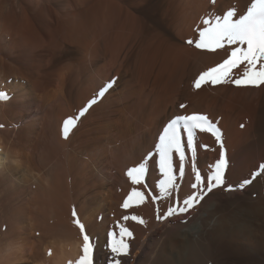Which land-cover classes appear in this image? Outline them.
Instances as JSON below:
<instances>
[{
  "label": "bare ground",
  "instance_id": "6f19581e",
  "mask_svg": "<svg viewBox=\"0 0 264 264\" xmlns=\"http://www.w3.org/2000/svg\"><path fill=\"white\" fill-rule=\"evenodd\" d=\"M14 1L19 6L22 5V0ZM147 1L74 0V3L71 4V10L64 15L62 21L59 22L60 24L57 23L53 28L49 27L52 32V45L57 46L58 43L60 45V42L63 41L71 46V63H69L71 64V72L75 71V75L72 74L69 80L70 87L67 91H64L63 87L64 72L62 74L58 72L57 77L52 80L61 91L59 94H55L53 98L49 97L46 102L49 111L47 114L55 113L58 125L57 133L55 132L56 136L53 132L50 134V138L57 139L58 145L65 148L67 146L65 143L70 139L63 140V122L69 117L78 116L80 111L93 100L99 102L94 106L91 103V107H87V111L77 121L76 127L71 129L69 133V137L71 134V147L69 146L71 151L67 155V161L71 164H69L71 169H68L70 171L74 169L73 177H71L74 186L72 198L70 195L72 191L67 190L72 184L69 183L70 186L65 184V186L63 185L65 182L61 184L62 178L56 179L60 176H56V174L61 171L66 174L67 169L54 173L59 169L57 166L59 167V164H62L66 157L65 154H59L61 150L58 149L60 147L53 145L56 142H50L51 139L45 137L53 144L42 142L40 145L43 144L44 147L41 146V150H52V153L50 152L47 154L48 156L44 157L42 151V158L38 156L37 162L34 158V151H37L39 146L32 142V144L25 142V147H22L20 146L22 143L16 145L18 141L13 143L15 139L10 141L9 135H11L10 130L12 128L10 129L8 123L16 122V118H22L25 113H21L22 109L18 115L16 113L13 115L11 104L17 102V99L7 100L6 96L8 93L21 91L22 84L28 76L27 71L31 75L34 72L31 73L28 69L26 70L27 65L22 60L17 59L12 63L8 60L10 58L8 56L12 53L19 54L20 52L17 49L21 47L25 38L24 18L22 22L21 18L15 15L16 13L0 16V55L2 56H0V175L2 174L0 178L3 179H0V182L1 180L4 184L9 182L11 175L24 186L28 185L27 188L31 192L33 189L35 191V193L30 192L33 194L31 197L29 196L31 194L27 195L29 199L27 198L25 202H20L21 200L9 202L11 200L7 201L6 197L2 201L0 200V250H3L2 246L5 247L6 245L8 246L7 249L12 244L17 246L14 248L17 249L16 252L14 249L13 252H7L12 253L15 261L19 260L22 263L23 260L24 263L22 264L27 262L30 264L35 262H37L36 264H77L83 255V235L85 234L80 231L79 226L75 223L79 219L85 227L86 234H90L93 264H114L111 259L113 254L110 252V245L113 243L114 237L113 235L106 236L108 225L100 223L102 220L103 222L108 220L105 213L107 211L112 216L110 221L117 225L115 226L117 230L127 228L135 233L134 235L137 234L138 241H142L148 236L147 242L145 245L143 244L142 254L137 264H264V194L262 193L264 190V170L262 171L261 166H257L258 161L264 159V137L263 141L260 139L262 143L252 157H248L247 153L243 151L244 154L238 157V161L231 162L229 165L225 175V185L220 188V191L229 192L227 193L228 201L221 204L216 201L217 197H215L216 199L213 198L215 194L212 193L205 202L194 204V207L188 210L191 213L189 217L184 215L185 213H179V208L184 207V196L186 197V193H189L186 190V184L177 189L179 190L178 194L177 190L173 191L176 192V197L170 196L173 202H155V204L148 201L138 202L135 206L129 205L125 208L119 201L122 199L120 198L122 193L120 190L117 193L121 187L120 183L122 184L123 181H120L119 176L113 175L112 177L110 174L112 181L109 180L111 183L108 184V191L104 189L105 193H102L98 190L103 195L105 194L104 196L100 194L103 198L107 196L105 199L102 198L105 200V205H98L101 209L94 207L95 202L88 201V195L87 197L82 196V194H86L85 191L88 188L91 190V188L98 186L100 189L107 184L105 181L100 182V180L93 178L95 167L101 166L102 168L108 162V167L110 165L115 172L121 171L119 168L122 163L120 157L126 155L125 153L129 148L134 147L133 144L136 140L139 142L141 137L133 140L137 134L141 133L140 135L143 137L141 138L143 139V141L141 140L142 144L139 143L140 147L147 148L145 150L147 151L154 147L157 132H163L168 120L175 119L177 116L201 115L202 112L207 113L208 111L219 112L223 108L217 96L224 91V86L217 87L214 95L205 91L204 87H209L208 82L207 85L204 83L205 86L201 85L200 88L195 87V81L200 74L221 64L230 56L234 47L227 43H225L224 48H217L215 51L195 47V42L199 39V31L209 26L204 23L205 20L202 17L207 4L202 0H157L158 2H152V4L151 1ZM233 1L235 0H218L222 9L220 12H225L230 8ZM246 1L249 2V0ZM253 1L255 2V0ZM0 2L2 1L0 0ZM0 6L1 12L3 6L1 4ZM14 12L16 11L14 10ZM188 40H192L193 44L189 45ZM242 47H246V45ZM101 59L103 60L102 65L96 67V62ZM262 64L264 61L257 63V70L261 68ZM244 69H246V65L240 64L233 68L229 74ZM12 79L14 80L13 83H11ZM110 81H115V84L113 88L106 89V85ZM78 82H81L82 86L78 89L80 95L77 96L73 93V86L79 84ZM119 85L123 87V91L121 90L119 96L116 97L118 98L117 102H122L119 118L111 119L107 123L98 121L100 117L98 119L95 115L104 112L102 111L104 106L108 108L115 105L111 98ZM182 86L186 87L182 89ZM102 91L104 96L100 95ZM70 97L71 107L69 106V109L65 110L63 106L69 104L68 99ZM177 101L182 102L183 107L176 111H168L167 105L170 104L174 108L173 104ZM42 104H44L43 101L40 105ZM261 105L264 106V104ZM23 106L22 104L19 105V107L24 108ZM260 111H263V108ZM227 112H222L225 116L224 119L227 118ZM231 112L234 110L231 109ZM161 115L163 118L159 119ZM96 120L98 125L90 132L96 130L97 135H94L95 138H87L83 135L85 128ZM261 120H263L262 117ZM209 121L211 122V120ZM219 123L221 122L219 121ZM261 129L264 133V124ZM75 130L76 133H74ZM57 134L60 135L59 138ZM194 134L202 137L203 134L205 136L206 131L200 132L197 129ZM81 135L86 138H80ZM87 142L90 143L87 144ZM65 150L68 151V149ZM251 150L248 149L247 151ZM12 154L15 155L16 161L12 157L10 159L9 156ZM81 156L86 161L80 160L79 157ZM18 158H20L19 161ZM104 162L106 163L104 164ZM48 166L52 171L48 169L46 174L44 169ZM55 168L57 169L55 170ZM98 169L99 171L102 170ZM260 171H262L261 174ZM53 173L56 177L52 178ZM67 179L70 182L69 178ZM245 180L252 181L250 189L258 194L255 199L247 197L245 194V188L249 185L241 184ZM0 187H3V184ZM5 190L0 189V195L6 193ZM26 192L28 193V191ZM191 192L193 193V191ZM13 193L17 196V192L14 191ZM8 195L11 196L10 193ZM129 195L131 197V194ZM90 196L89 200H95L96 195ZM81 197L84 198L81 199ZM109 197L115 202L109 200L106 202ZM174 197L177 198V201L173 199ZM2 198L4 197L1 196L0 199ZM12 198L14 199V197ZM170 206L176 208V214L166 217L164 214ZM73 212L76 213L75 216ZM133 216L137 217V220H133ZM122 217L124 219L127 217L126 221ZM24 219H26V224L23 223ZM98 224L100 225L98 226ZM109 233L111 234V232ZM132 237L130 238L132 239ZM46 238L49 240L46 241ZM127 238L124 237L125 242L129 243V255L116 257V259L121 260V264H130L137 249V245L132 244L133 240L130 241ZM106 240H108V244L105 242ZM105 244L107 245L104 246ZM219 256L220 258L225 256L229 261H225L224 258L222 262L213 261L217 260ZM2 258L4 259V257ZM9 258L7 260H11V257ZM2 261L4 260H0V262ZM2 263L4 264V262Z\"/></svg>",
  "mask_w": 264,
  "mask_h": 264
},
{
  "label": "rangeland",
  "instance_id": "374dc122",
  "mask_svg": "<svg viewBox=\"0 0 264 264\" xmlns=\"http://www.w3.org/2000/svg\"><path fill=\"white\" fill-rule=\"evenodd\" d=\"M1 1L2 2H0V4L3 6V11L0 12V16H2V15L5 16L6 14L9 15L11 13H13V14L16 13L15 15L20 17L21 21L24 18V20H23L24 22L23 21L22 22H23V29H24L25 38H24V41H23V44L21 45V47L19 49H17L20 52H19V54L12 53L10 56H8V58L10 57L8 60H9V62L11 61V63H12V61H15L17 59L18 60H22V62H24L27 65V67H29V68L26 67V70L28 69L31 73H32V71L34 72V74L31 75L27 71V74H28V76L26 77L27 81L25 80L24 83L22 84L23 88H22L21 91H18V92L14 91V92L8 93L7 96H6L7 100L13 99V98H15V100L17 99L16 100L17 102H13L12 103L14 106L11 104V106H12V114L13 115H15V113L18 115V113H20L22 109L23 110H22L21 113H23V114L25 113L22 118L21 117H17L16 118L17 119L16 120L17 123L13 122V121L11 123L10 122L8 123L9 126H10V129L12 128L10 130V132H11L10 134L11 135H9V138H10V141H13V139H15L13 141V143H15V141H18V142H16V145L19 144V143L24 144V145H22V144L20 145L19 144L22 147L23 146L25 147V142H27V144L32 142V143H34V145L39 146V147H37V151L36 150H35L36 152L34 151V158L36 159L35 161H37L38 160L37 157L38 156L41 157L43 153L45 155L44 157H46V155L48 153H50V152L52 153V150H49V151L48 150L45 151L43 149L41 150V146L43 148L44 145L43 144L40 145V144L42 142L44 144L49 142L48 138L51 139L50 138V136H51L50 134L53 133V132H54V134H55V132L57 133V129H58V125L56 123V118H55V113L47 114V112H49V111H48V109L46 107V104H47L46 102L48 101V98L49 97L53 98L55 96V94H59L60 91H61L59 88L56 87V85L54 84L55 82H53L52 80H54V77H57L58 72H60V74H62V72H64V78H63L64 86L63 87L65 89L64 91H67V89H69V87H70L69 80L71 79L72 74L75 75V71L71 72V64H70L71 63V46L69 44H65L61 40H59V41H61L60 45H59V43H58L57 46L52 45V40H51L52 39V37H51V33L52 32H51V30H49V27L53 28V27H55L57 25V23L60 24L59 22L62 21L64 15H66V13H68L71 10V4L74 3V0H22V5L21 6H19L17 4V2H15L14 0H10V1L9 0H6V1L1 0ZM148 1H151V4H152V2L156 3L159 0L158 1L157 0H155V1L154 0L153 1L152 0H148ZM252 1L249 0V2H248L246 0H241V1L240 0H235V1H233L231 3L230 8H228L225 12L224 11L220 12L222 9L220 8L221 4L218 2V0H202V2L207 4V7L203 11L204 12L203 13L204 16L202 15V17L204 18V20H211L214 23L215 21H213V20H216L217 17H221L222 18L223 15H226L228 11H234V12H236L237 18H238L240 14H246L247 8L251 7V4L254 3V1L253 2ZM18 8H20L21 10L18 9ZM14 10L16 12H14ZM19 13H20V15H19ZM26 40H27V42H26ZM0 44H1V42H0ZM53 46H54V48H53ZM205 50H207V49H205ZM8 60H5V61L7 62ZM33 61H35V62H33ZM102 63H103L102 59L98 60V62H96V67H100L102 65ZM86 65H87V63H86ZM242 65H246L247 66L246 62L242 63ZM38 71H40V72H38ZM52 71L54 72V74H53ZM241 71H240L241 73L240 72H235L236 74L235 73L229 74L225 78L224 82H222V83L212 84L210 81L208 82L209 84L206 83V85L208 84L209 87L208 88L204 87L205 91L208 92L209 94H213V95H214L215 89L217 87H220V86H222V87L224 86L225 87L224 91H222L221 94L219 96H217V97H218V99L220 101V104H222L223 108L225 106L226 107L228 106L227 109H226V107H225V109H223L220 106L222 109H220L221 111H219V112L218 111H213V113H212V111H208L207 113L206 112H202L203 114L201 113V116H206V117H208V119L210 118L209 120H211V123H212L213 127L219 129V134L221 136V139L217 140V138H215L216 136L213 135L212 131H210V130H209L208 133L206 131V134H205L206 137L203 134L204 138H203V136L201 137L200 135L194 134L193 147L191 149H187L186 148L185 160H184V174H183L182 177L180 176L179 170H178L179 169V157H178L177 154H175V153L173 154V158H172V160H173L172 174H173V177H174L175 186L174 187L171 186V185L169 186L170 192L163 193L162 190H161V181L166 180L167 177L163 173L160 172L159 166H158V164H159V156H158V153H157V150H156V147H155V145L158 143L159 135L161 133L160 131H158L157 132L158 135H156V137L154 139V142H155L154 147L152 149L147 150V151H145L147 148L145 149V148H143V146L140 147V145H139V143H141L143 141V139H141V138H143L140 135L141 133L137 134L136 137L133 138V140H136L138 137H141V138H139V142H137V140L135 141V143L133 144V146H134L133 148H129V150L126 151V153H125L126 155H122L120 157L121 162H122L121 166L119 167L120 170H121L120 171L121 173L118 172L119 173L118 174L117 172H115L111 168L110 165L108 167V162L107 163L104 162V164L106 163V166H102V168H101V166L100 167H95L93 169V175H94L93 178L94 179L96 178V179L100 180V182L101 181H103V182L105 181V183L107 182V184H105V186L103 188H100V189H99L98 186L94 187L95 189L90 187L91 190L92 189L93 190L91 191L88 188L87 191H85L86 194L85 195L82 194V196L87 197V195H88V198H87L88 201L89 202H95L93 205H94V207L96 209H97L98 205H105V203H104L105 200H103V199L107 198V196H105V198H103L101 195H103L102 193H105V191H108V188H109V185H110L109 183H111L110 181H112L113 175H116V176H119L120 181L121 180L123 181L122 184L120 183L121 187H119V189L117 190V193L119 192V190L122 193V194H120L122 196L120 198H122V199L119 198L120 199L119 201H121L122 207H124L125 202H127V203L129 202L128 204L130 206H132V205L135 206L136 204H138V202H147V201L151 202V203H154V204H155V202H173V201H171V198H170V196H175L176 197V195H175L176 192L174 193L173 191H176L177 189L181 188L182 186H184V184H186L185 185L187 187L186 190H187V192H189L188 194L186 193V197L184 196L185 199L188 198L189 196L195 194L196 192L199 195L200 189H201L200 187H202L203 190L205 192H207V177L214 173L215 164L221 158L222 154H223L224 159L226 161V167L224 169V175H226V173H227V171L229 169L228 167L231 164V162H234V163L237 162L238 161V157L244 154L243 151L245 153H247L248 157H252L253 154L255 153V150L258 149V146L262 143L261 140L263 141V137H264V135H263L264 133H263V131L261 129L263 124H264L263 123L264 122V118H263L264 117L263 116L264 115V106L261 105V104H264V84H262L260 86H251V85H243V84L242 85H237V84L233 83L234 79L243 78V76H244L243 75V73H244L243 71H245V69L241 70ZM36 73H37V75H36ZM29 75H31L32 77L29 76ZM54 75H56V76H54ZM28 78H29V80H28ZM13 82H14V80L12 79L11 83H13ZM78 83L79 84H77L76 86H73V89H74L73 93L75 95H77V96L80 95V92H78V89H80L81 86H82L81 82H78ZM202 85L205 86L204 83H202ZM63 87L61 86V88H63ZM183 87H186V86H182L181 88L183 89ZM182 89H180V90H182ZM121 90L123 91V87L121 85H119L117 87V90H115L113 92V94H112L111 100L114 101L115 105H113L112 107H108V108L106 106H104L103 110H102L104 112L97 113L95 115V117H97L98 119L100 117V119L98 121H100L102 123H107L111 119L119 118V109L122 108L121 107L122 106V104H121L122 102L121 103L117 102L116 100L118 98H116V97L119 96V92ZM104 95L102 94V96H104ZM17 96H18V98H16ZM220 96L221 97H225V98H221ZM226 98H227V100L231 101L235 105H233L231 102L227 101ZM68 100H69V104L63 106L65 110H68L69 106L71 107V97ZM41 101H43V103L45 105L44 104L40 105ZM222 101H223V103H222ZM178 102L179 101L174 102V104H173L174 108H172V105H170V104L167 105L168 106L167 110L168 111H172V110L176 111V110H178L181 107V105H182V102H179V103ZM97 103H99V102H97V100H96L95 103H93V106L96 105ZM20 104L24 105L23 106L24 108L19 107ZM25 104H26V106H25ZM129 104H127V105H129ZM15 106L16 107L18 106L19 108L17 109ZM228 108H229L230 111L228 110ZM262 108H263V111H260V110H262ZM231 109L234 110L235 113L231 112ZM222 112H225V113L227 112V118L224 119L225 116H224V114H222ZM253 112H254V114H253ZM100 114H101V116L104 114V116L101 117ZM105 114H107V115L105 116ZM216 114H219L220 116L219 115L217 116ZM261 117H262L263 120H261ZM162 118H163V115H161L159 117V119H162ZM236 119H238V120L236 121ZM170 121H171V119L168 120L167 123H169ZM219 121L221 123H219ZM90 124H89L88 127L86 126L85 133L83 135L86 136L87 138H95V136L97 135V133L95 132L96 130L95 131H91L92 133L90 132V130L97 127V125H98L97 120L94 121L91 125ZM258 127L259 128L261 127L260 128L261 131L259 130ZM236 128H238V129H236ZM74 133H76V130H75ZM88 133H90V134L88 135ZM29 135H30V137H29ZM83 135H81L80 138H82V137L86 138ZM54 136H56V134ZM59 136L60 135H58V138H59ZM45 137H48V138H46L47 140L45 139ZM70 137H71V134H70ZM70 137L68 135L67 138H65V137L63 138V140L65 139V141H67V139L68 140L70 139L66 143L64 142L67 145L65 148L64 147L62 148V145L61 146L58 145V142H56L57 139L54 140L55 139L54 137H53L54 139H51L50 142H53V143L56 142V143H54V144L52 143V144L55 145V146L58 145V148L59 147L62 148V149H60V148L58 149L59 151L60 150L62 151V152L60 151L59 154L60 155H64L65 154V156H66L64 158L66 160L63 159V161H64L62 163L63 166L60 163L59 167L57 166V168H59V169L55 168V170L57 169L56 170L57 172L56 171L55 172L53 171V172L56 174V173H59V171H61V170L66 171V169H67L66 174L67 173L69 174V175L68 174L66 175L65 173H63L61 171L59 174H56V176L60 175L61 177L59 176V178L57 177L56 179H61L62 178V182L59 181V180H58V182H61V184L65 182L63 185L66 184L68 186H70L69 183H71L72 184L71 186H73V183L71 182V177H73L74 169H73V171L69 170V169H71L69 167L71 164L67 161V157H68L67 155L71 151V149L69 148V146L71 147V138ZM186 138L187 137H186V133H185L184 134L185 142H186ZM44 139H45V141H44ZM229 139H231V140H229ZM202 140H204V141H202ZM210 140H211V142H210ZM50 142H49V144L52 145ZM64 143H62V144L64 145ZM88 143H90V142H87V144ZM137 145H138V147H137ZM251 146H252L251 149H254V148L255 149L251 150L250 149ZM38 148H40V149L38 150ZM65 149H68L69 152L67 150H65ZM131 149H132V151H130ZM248 149L251 150V151H247ZM42 151H43V153H42ZM138 152L139 153L141 152V153L139 154ZM12 155H10V156L8 155V156L10 157V159H11V157L13 159H15V157H14L15 155H13V156ZM40 157H39V160H40ZM79 158L82 161H86V159L84 157H82V156L79 157ZM17 160L19 161L20 158H18ZM263 160L258 161L257 166H261V167L264 166V161ZM15 161H16V159H15ZM10 162H11V160H10ZM12 163L14 164V161H12ZM141 164H143L145 170H144L143 175L139 177L140 183H135L133 181V179H129L131 177L128 176V171L131 168L139 167ZM46 168H45L46 170L44 169V171H45L44 173L47 174V172L49 170H51V169H49V166L46 167ZM98 168H100V170L104 169L105 171L104 170L103 171L102 170L99 171ZM262 171H260V174L262 173ZM54 173L51 176L52 178L56 177V176H54ZM61 173H63V174L61 175ZM110 174L112 175V177H111ZM197 174H199L201 176V181L200 182H197V180H196ZM65 175H66V177H65ZM0 176L2 177V174ZM175 177H177V178H175ZM9 178H10L8 180L9 182H7V183L5 182L6 185L2 181L3 179L0 178V179H2L1 180L2 183L0 182V185L2 186V184H3V187H0V189H4V190L6 189L5 192L6 193L8 192V193L7 194L4 193V194L8 195L10 193V195H11V196L8 195L9 199H8V196H5L4 194L0 195V198H1V196L4 197V198L0 199L1 201L3 199L7 198V201L11 200L9 202H13V201L14 202H19L20 200H21L20 202H22V201L25 202L27 200V198H28L27 195H29V194H31L33 192L35 193L34 189L33 190L31 189L33 191V192H31L27 188L28 185L24 186V184H22L21 182H18L19 180L16 181V179L11 177V175H10ZM67 178H69L70 182H68ZM64 179H66V180H64ZM10 180H12V181L10 182ZM14 180H15V182H14ZM124 181H126V182H124ZM195 181L197 183V190L198 191L196 190V188L194 190V188L192 187V185L195 183ZM126 183H128V184H126ZM122 185H123V187H122ZM128 185H130V186H128ZM71 186H70V188H67V190L70 189L72 191L71 194H70L71 198H72L73 197L72 193L74 192V190H72V188L74 189V186L73 187H71ZM126 186H127V188H126ZM251 187H252L251 184L246 186L245 194L247 195V197L249 196L250 198L255 199L258 196V194L254 190H251L250 189ZM220 188H221V186L217 187V188H214L213 189L214 191L212 190L211 192H207V194L204 195L203 199L200 200V202H203V201L205 202L207 197L211 196L212 193L215 194L213 198L217 197V199L215 198L217 202H220L221 204L224 203V202H227L228 201L227 193H229V192H226L224 190L220 191ZM17 189H19V190H17ZM104 189H106V190L104 191ZM98 190L102 191V193H100ZM14 191L17 192V196H19V197H17L15 193H13L14 195L12 194V192H14ZM26 191H28V193ZM124 191H125L126 194L124 193ZM130 191H132V192H130ZM134 191L135 192H141V193L143 192V195L145 194L144 197L145 198L147 197V198L146 199L144 198L143 201L139 200L137 197H134V193H135ZM191 191H193V193ZM178 192H179V190H177V194H178ZM68 193H70V192H68ZM97 193H99V194H97ZM262 193L264 194V190H263ZM129 194H131V199H129L130 198ZM32 195L33 194H31L29 196L31 197ZM90 195H94V196L96 195L95 200L94 199L93 200H89V198L91 197ZM97 195H99V196H97ZM20 196H22V197H20ZM12 197H14V199ZM175 197L173 199H176V201H177V198H175ZM83 198L81 197V199H83ZM109 198L107 199L106 202H108V200L112 201V202H115L111 197H109ZM219 198L221 199V201H220ZM99 209H101V208H99ZM105 213L107 214L106 217H107L108 220L106 222L105 221L103 222V220L102 221L100 220L101 221L100 223H104V224L108 225L107 226L106 236L113 235L114 240H117L118 238L120 239V233H121V231L123 229L117 230V228H115V226H117V225L110 221V219H112L111 214H108L107 211ZM189 214H191V213H189L187 211V212H185L184 215L189 217ZM122 219H124V218L122 217ZM124 220L126 221V219H124ZM25 221H26V219H24V222H23L24 224H26ZM20 225H22V224H20ZM99 225L100 224H98V226ZM110 226H111V229H110ZM112 229H113V231H111ZM115 229L117 231H119V232H117ZM109 232H111V234ZM134 234L135 233H133V235H132V236H134V237H132V239L130 237H128L130 241H132V240L135 241V242L132 241L133 245H137V249H136L135 253L133 254V256L131 258L130 264H137V261H138L139 257L142 254V248H143V246L145 245V243L148 240V236H146L144 240L138 241L137 240V234L136 235H134ZM125 238H127L126 235H125ZM128 238H127V240H128ZM135 238H136V240H135ZM45 240L47 241V240H49V238H46ZM105 242L107 244L109 243L108 240H106ZM107 244H105L104 246H106ZM14 246L15 245H13V244H12V246L10 245V247H12L11 248L12 251H11L10 247H9V249H7L8 248L7 245L5 246L6 248L4 246H2L3 250H0V260H4V261H2V262H4V264H7V263L15 264V262L17 261V260L15 261L13 259L12 253H7L8 251L13 252V249L17 248V246H15V247ZM15 250H17V249H14V252H16ZM6 253H7V255L5 256ZM2 257H4V259ZM5 257H7V258L11 257V260H9L10 259L9 258L8 259L9 261H8L7 258H5ZM223 258H224L225 261H229L228 259L225 258V256H223V257L221 256V258L219 256V258H217V260L215 259L213 261H218V262L221 261L222 262ZM5 259L8 262H6ZM2 262H0V264H3ZM12 262H14V263H12ZM17 262H16V264L24 263L23 260H22V263H20L21 261L19 262V260ZM36 263L37 262H35L34 264H36ZM26 264H30V263L27 262Z\"/></svg>",
  "mask_w": 264,
  "mask_h": 264
},
{
  "label": "snow or ice",
  "instance_id": "6c2138e0",
  "mask_svg": "<svg viewBox=\"0 0 264 264\" xmlns=\"http://www.w3.org/2000/svg\"><path fill=\"white\" fill-rule=\"evenodd\" d=\"M236 15V12L228 11L222 18L217 17L214 23L205 20L204 23L210 26L199 31V39L195 42L196 48L215 51L217 48H224L225 43L234 47L231 50L230 56L221 64L200 74L195 81V87L200 88L202 83L209 81L212 84L224 82L230 71L244 62H246L247 66L243 78L234 79L233 83L251 86L264 84V64L261 65L259 70L256 68L259 61H264V0H255L251 4V7L247 8L246 14H240L238 18L234 19ZM187 43L191 45L193 41L188 40ZM245 45L246 47H242ZM114 84L115 81H110L106 85V89L112 88ZM102 94L103 91L100 95ZM91 103H95V100ZM91 103L87 107H91ZM87 107L82 109L78 116L69 117L63 122V135L65 138L68 137L71 129L76 127L77 121L87 111ZM197 129L200 132L211 130L217 140L221 139L219 129L213 127L208 117L201 115L177 116L167 123L163 128L162 134L159 135L158 143L155 145L159 156V170L167 177L166 180L161 181L162 192L168 193L170 192L169 186H175L172 174V158L174 153L179 157L178 170L180 176H183L186 148L191 149L193 147L194 131ZM185 133L187 137L186 142L184 140ZM225 167L226 161L222 154L215 164L214 173L207 177V192L225 185ZM144 170V166L141 164L139 167L129 169L128 176L135 183H140L139 177L143 175ZM262 170H264V166H262ZM196 180L197 182L201 181L199 174H197ZM251 182V180H245L241 184H250ZM192 187L194 189L197 188V183H194ZM207 192L201 187L199 195L193 194L186 198L183 201L184 207L179 208V213H185L193 208L194 204H198ZM134 196L141 201L144 200V195L141 192H135ZM124 207H129V204L125 202ZM176 211V208L170 206L164 215L171 217L176 214ZM73 215L75 216L76 213L73 212ZM132 219L137 220V217L133 216ZM140 222L143 223L142 220ZM75 223L79 226L80 231L85 233L83 235V255L77 264H93L89 235L86 234L85 227L80 223L79 219ZM125 235L132 237L133 233L127 228L123 229L120 233V239L114 240L110 245V252L113 254L111 259L114 261V264H121V260L116 259V257H127L129 255V243L125 242Z\"/></svg>",
  "mask_w": 264,
  "mask_h": 264
}]
</instances>
